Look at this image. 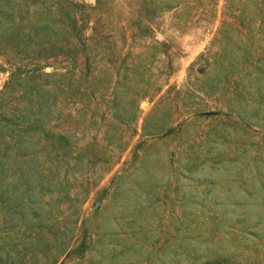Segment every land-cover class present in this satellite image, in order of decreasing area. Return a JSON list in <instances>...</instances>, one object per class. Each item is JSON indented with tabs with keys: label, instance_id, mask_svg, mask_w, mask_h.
I'll use <instances>...</instances> for the list:
<instances>
[{
	"label": "rangeland",
	"instance_id": "obj_1",
	"mask_svg": "<svg viewBox=\"0 0 264 264\" xmlns=\"http://www.w3.org/2000/svg\"><path fill=\"white\" fill-rule=\"evenodd\" d=\"M0 264H264V0H0Z\"/></svg>",
	"mask_w": 264,
	"mask_h": 264
}]
</instances>
